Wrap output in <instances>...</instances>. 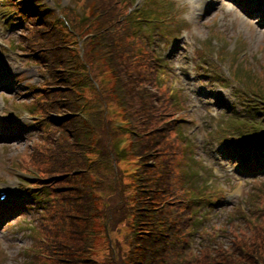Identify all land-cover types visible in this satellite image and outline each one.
Listing matches in <instances>:
<instances>
[{
  "label": "rangeland",
  "instance_id": "1",
  "mask_svg": "<svg viewBox=\"0 0 264 264\" xmlns=\"http://www.w3.org/2000/svg\"><path fill=\"white\" fill-rule=\"evenodd\" d=\"M44 1L55 9L52 0ZM143 1L145 0H136L139 4ZM169 1L172 3L170 7L175 8L186 4L188 9L185 10H189L186 16L193 22V24H182L183 34L180 39L178 38V43L172 46V39L167 35V30L169 26H174L173 23L162 22L152 26L146 23L144 30L147 36L152 38L151 41H154L161 63L164 61V71L161 75L168 77V80L161 86L162 90L171 92L175 99L183 98L188 108L185 115L176 123L180 139H185L190 144V152L184 150L177 158L178 168L184 172V186L192 193L202 192L203 186L210 182L213 185L226 187L223 193L226 196L225 201L217 197L215 204L199 209L202 213L199 214V218L203 221V226L210 229L213 223L228 220L230 211L237 207L243 213L249 212L248 194L256 188L255 183L258 187L264 186V153L257 152L255 156H251L252 159H247L249 161H242L236 159L238 154L232 151V148L237 149L238 153L245 155L249 150V143L240 141L250 137L248 128L245 127L242 131L241 124L247 121H263V114L256 113L254 109L259 97L245 96L255 83L249 78L238 84L237 79L232 78L230 86L225 89L219 82L222 76L217 77L218 71L214 67L217 58V64L230 67L231 77L237 70L245 74L249 72L260 74V69L264 68V26L261 24L264 0H236L239 9L233 6L231 0ZM149 2L157 4V0ZM74 3L72 0H63L62 6L74 7ZM76 6L79 8L77 4ZM252 7L258 8L262 13L251 16L249 12ZM5 8L7 3L0 1V78H2L0 132L9 139L0 141V155L6 154L0 160V180H3L0 182V189L6 185L11 191L12 200L19 194L23 183L18 180L17 171L10 165H14L24 156L36 133L35 121L30 120L22 112V108H16L17 103L22 104L29 99L28 87L20 82L18 76L27 73V78L33 85L39 83V76L35 72V67L28 61V57L17 45L19 23ZM208 63L210 65H207ZM233 83L237 86H231ZM107 88L108 86L105 87ZM204 91H206L204 97L198 95ZM107 108L109 115L115 118L118 110L115 103H109ZM77 114L81 115L79 112ZM263 143L264 140L258 143L257 148H264ZM224 151L227 155H224ZM222 155L226 158L224 159ZM149 163L155 168L157 156L150 159ZM200 164L205 165V171L198 170ZM79 173L78 171L73 174ZM77 178L71 176L67 181L69 184H76ZM150 185L146 187L150 188ZM69 194L74 195L73 192ZM94 196L97 199L94 211L105 209L104 207L110 208L102 192H96ZM158 204L161 203L151 206L155 207ZM6 206L8 204L0 205V210ZM190 209L194 210L192 206ZM149 210L153 211V209ZM4 211L0 214V240L1 250L7 254L1 251L4 254L2 264H19L23 248L29 246L32 241L29 229L34 226V216L31 212L22 211L21 206L11 211L5 208ZM22 212H25V215L22 216ZM111 212L113 211H110V214ZM204 213L206 216H203ZM129 225L133 226V220ZM99 226L101 223L95 221V232L101 229ZM126 232H133V228ZM112 234L122 245L121 239L114 232ZM204 236L207 235L197 231L193 236L192 246H197L199 238ZM133 237H135L133 234L129 235V238ZM98 246L100 247V244ZM93 249L98 248L93 247ZM195 252L196 247L187 253V256Z\"/></svg>",
  "mask_w": 264,
  "mask_h": 264
},
{
  "label": "trees",
  "instance_id": "2",
  "mask_svg": "<svg viewBox=\"0 0 264 264\" xmlns=\"http://www.w3.org/2000/svg\"><path fill=\"white\" fill-rule=\"evenodd\" d=\"M23 1V9L35 12L37 21L45 25L47 32L45 45L50 51L51 59L48 62L45 60L43 64L48 75V80H45L46 87L64 85L71 90V93L65 96L70 100L65 105H60L56 96V106L51 111L54 116L49 117V121L56 123L60 116L64 136L71 141L72 147L77 149L79 144H84L87 148L98 151L101 160L110 168L113 161L121 155L137 158L141 170L136 173L138 177L136 186L141 183L142 174L143 183L150 185L149 182L156 170L149 163L150 159L160 154L162 145L174 143L175 140L169 139L171 128L166 127V120L171 115L164 114L160 117V109L155 105L163 100L166 93L159 88L161 85L157 65L153 64L150 58L133 55L132 45L125 41L127 34L121 38L112 27L113 22L124 14L123 4L117 0L84 1V19L67 11L62 24V21L55 20L50 12L44 14L41 9H37L38 7L32 5L30 0ZM79 29H90V33L81 35ZM128 31H131V28H128ZM133 44H139L146 56H153V51L146 43L133 39ZM97 51L99 52L97 61L100 62L102 71L106 70L110 77L108 82L111 88L106 99L115 102L119 118L127 123L123 128H112L105 119L103 128L99 115L93 113L87 115L88 121L78 115H66V111L76 110L83 100L76 99L78 94L74 88L79 85L75 83L89 80L86 75L78 74L79 53L82 52L81 58L90 59ZM54 110L57 113L53 112ZM117 131L126 135L121 148L117 142H113ZM128 141L131 143L126 145ZM116 180L125 185L120 172L118 178L114 177V182ZM150 192L153 194L151 190ZM106 198L110 208L104 207L105 209L99 210L102 229L108 225L116 228L121 223H124L126 230L133 228V232H124L121 235L123 240H129V235L137 233L131 239L130 249L123 255L112 254L109 264H264V225L246 230L241 236L243 246L234 245L229 252L218 251L212 255L209 250H204L186 258L184 245L188 234L185 229H171L170 223L158 210L155 211L156 214H151L152 211L149 209L153 208H149L148 205L154 201V196L144 199L145 202L137 207L133 202V195L119 184H115ZM79 200L81 209L78 208L69 220L75 237L82 231V220L85 216L89 217L91 212L90 201L86 200L84 194L79 196ZM167 209L170 213L171 210ZM110 211H113L112 214ZM93 213L94 211L91 214ZM131 220L133 226L129 225ZM90 242L89 237L84 244Z\"/></svg>",
  "mask_w": 264,
  "mask_h": 264
},
{
  "label": "bare ground",
  "instance_id": "3",
  "mask_svg": "<svg viewBox=\"0 0 264 264\" xmlns=\"http://www.w3.org/2000/svg\"><path fill=\"white\" fill-rule=\"evenodd\" d=\"M231 1H232V3H233L234 5H237V4H236V0H231ZM256 12H259L258 9H252L251 12H250V15H253V14H255ZM261 24L264 25V15H263V19H262Z\"/></svg>",
  "mask_w": 264,
  "mask_h": 264
}]
</instances>
